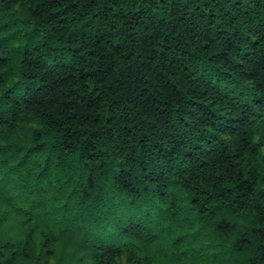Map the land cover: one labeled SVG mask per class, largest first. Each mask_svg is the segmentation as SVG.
<instances>
[{
  "label": "trees",
  "instance_id": "obj_1",
  "mask_svg": "<svg viewBox=\"0 0 264 264\" xmlns=\"http://www.w3.org/2000/svg\"><path fill=\"white\" fill-rule=\"evenodd\" d=\"M0 264H264V0H0Z\"/></svg>",
  "mask_w": 264,
  "mask_h": 264
}]
</instances>
